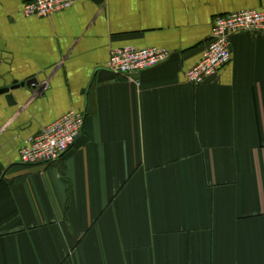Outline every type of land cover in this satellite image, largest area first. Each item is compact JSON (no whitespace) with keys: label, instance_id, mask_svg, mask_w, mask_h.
<instances>
[{"label":"crops","instance_id":"obj_1","mask_svg":"<svg viewBox=\"0 0 264 264\" xmlns=\"http://www.w3.org/2000/svg\"><path fill=\"white\" fill-rule=\"evenodd\" d=\"M26 1L0 0V264H264V35H232L217 75L183 78L215 17L264 0H87L46 17ZM124 46L171 54L129 79L106 67ZM70 110L85 114L73 146L22 164Z\"/></svg>","mask_w":264,"mask_h":264},{"label":"built area","instance_id":"obj_2","mask_svg":"<svg viewBox=\"0 0 264 264\" xmlns=\"http://www.w3.org/2000/svg\"><path fill=\"white\" fill-rule=\"evenodd\" d=\"M87 0H28L21 9L25 16L46 17L74 3ZM99 1V0H92ZM237 33L264 35V6L217 16L200 60L183 73L185 81L198 85L218 72L231 59V36ZM165 48L124 46L110 51L106 67L116 74L131 76L151 68L170 56ZM35 80L29 86L36 88ZM85 114L70 110L41 130L19 149V161L25 165L51 163L61 159L82 132Z\"/></svg>","mask_w":264,"mask_h":264},{"label":"water","instance_id":"obj_3","mask_svg":"<svg viewBox=\"0 0 264 264\" xmlns=\"http://www.w3.org/2000/svg\"><path fill=\"white\" fill-rule=\"evenodd\" d=\"M34 81H35V79H30V80L27 81V84L29 85L30 83H32V82H34ZM45 86H46V83L42 84L41 86H38V87L36 88V91H34V93H38V92L41 93ZM34 89H35V88H34Z\"/></svg>","mask_w":264,"mask_h":264}]
</instances>
